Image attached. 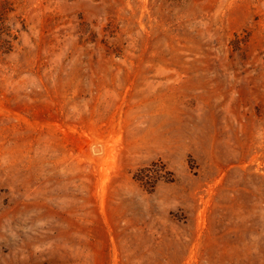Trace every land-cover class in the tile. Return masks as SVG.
Instances as JSON below:
<instances>
[{
	"label": "rangeland",
	"instance_id": "rangeland-1",
	"mask_svg": "<svg viewBox=\"0 0 264 264\" xmlns=\"http://www.w3.org/2000/svg\"><path fill=\"white\" fill-rule=\"evenodd\" d=\"M0 8V264H264V0Z\"/></svg>",
	"mask_w": 264,
	"mask_h": 264
},
{
	"label": "trees",
	"instance_id": "trees-1",
	"mask_svg": "<svg viewBox=\"0 0 264 264\" xmlns=\"http://www.w3.org/2000/svg\"><path fill=\"white\" fill-rule=\"evenodd\" d=\"M4 13L5 11L0 8V50L4 53L9 52L12 47V41L9 38V28L4 23Z\"/></svg>",
	"mask_w": 264,
	"mask_h": 264
}]
</instances>
